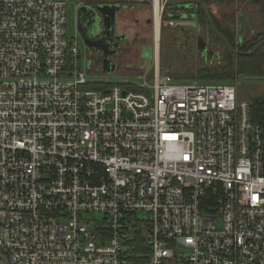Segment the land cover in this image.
<instances>
[{
    "label": "built area",
    "instance_id": "obj_1",
    "mask_svg": "<svg viewBox=\"0 0 264 264\" xmlns=\"http://www.w3.org/2000/svg\"><path fill=\"white\" fill-rule=\"evenodd\" d=\"M65 17L64 0H0V264H127L129 215L147 264H264V126L238 81L154 61L90 89Z\"/></svg>",
    "mask_w": 264,
    "mask_h": 264
},
{
    "label": "rangeland",
    "instance_id": "obj_2",
    "mask_svg": "<svg viewBox=\"0 0 264 264\" xmlns=\"http://www.w3.org/2000/svg\"><path fill=\"white\" fill-rule=\"evenodd\" d=\"M260 1L262 0H216L209 4V9L219 22L226 15L232 17L228 25L234 32L235 40L237 34H240L242 38L256 37L264 33V8L260 5ZM64 2L66 4L65 28L67 36L75 37L81 50L82 41L76 28L77 5L69 0H64ZM153 8L149 2L132 3L127 5L125 12L120 13L117 20L118 30L120 33L128 35L129 45L122 47L124 52L115 58L112 73L107 74L104 73L103 69L95 68L87 70L84 59L81 57L90 86L138 82L140 73L150 68L155 61V52L158 56L160 71H167L177 82L214 83L211 80L203 81L200 79L198 74L200 69L198 68L216 62L214 60L208 61L209 58L207 60L200 58L197 51L192 55L184 53L179 44L173 42V37L178 36V33L172 32L169 26H165V21L161 19L162 8L160 6L158 10L160 13V36L156 43ZM148 20L151 21L150 25L147 24ZM235 80L239 83V99L248 100L254 96L264 95V77H244L238 75L235 70L233 78L228 83L235 82ZM139 216L143 215L139 214ZM93 218H95L94 214H90V219ZM216 227L220 229L219 224Z\"/></svg>",
    "mask_w": 264,
    "mask_h": 264
},
{
    "label": "trees",
    "instance_id": "obj_3",
    "mask_svg": "<svg viewBox=\"0 0 264 264\" xmlns=\"http://www.w3.org/2000/svg\"><path fill=\"white\" fill-rule=\"evenodd\" d=\"M206 5L208 13L211 17L216 30L231 44L235 45V37L232 28L228 25L232 17L226 15L220 20L210 12L209 4L216 0H199ZM260 5L264 8V0L260 1ZM176 7H165L161 19L171 21L176 18L168 17V12L173 11L176 14ZM188 14H193L201 25L209 28L205 15L203 14L199 6H191L187 11ZM210 38L220 43L224 49V55L222 61L217 65L203 66L198 69L199 78L203 81L211 80L214 83H228L233 78L234 71L240 76L244 77H264V46H262L256 53L250 56H238L234 57L224 46V44L215 37L211 30ZM264 40V33L256 37L242 38L241 44L238 46L240 53H247L251 51L258 43ZM201 82V81H200ZM112 84H105L102 86H89L90 89H103L111 86ZM247 101L250 103V115L251 121L255 124L264 126V95L254 96ZM135 215H129L126 217V227L124 229L123 236V257L129 263L133 264H147L149 256L148 239L150 235V229L148 224L137 222Z\"/></svg>",
    "mask_w": 264,
    "mask_h": 264
},
{
    "label": "flooded vegetation",
    "instance_id": "obj_4",
    "mask_svg": "<svg viewBox=\"0 0 264 264\" xmlns=\"http://www.w3.org/2000/svg\"><path fill=\"white\" fill-rule=\"evenodd\" d=\"M69 1L73 3L72 0ZM84 4L96 8L109 7L108 9H104L102 13L97 12L98 16H100L102 20L100 23H98V27H95L94 32L90 33L89 31L86 32L85 29L83 30L84 36L87 39L86 42L83 41L82 35L78 33L81 38L82 47H83V48L81 47L80 56L84 59L85 68L87 70L93 68L102 69V65H103L102 62L104 61L105 54H107L108 61L113 64L115 62V58L119 56L121 52H124L122 47H126L129 45L128 35L124 33H120L118 30L117 20L120 13L125 12L127 9V5H131V4L113 3L110 0H87ZM191 6H198V5H189L188 8L186 9H183L179 6H172L177 8L175 10L176 14H173V11H169L168 17L176 16V18L171 21H167V23L164 22V24L165 26H169L172 32L178 33V36L173 37V42H177L179 44V47L182 50H184V53L192 55L194 52L197 51V54L199 55L200 58L205 60L209 58L210 60L208 61L214 60L216 62L215 64H210V65L207 64V66L217 65L222 61L225 49L220 43L210 38L211 34L209 33V30H211L212 34L215 37L217 36L213 33L209 24H208L209 28H206L203 25H201L199 22H197L193 14H188L187 11ZM113 12H116L114 22L112 23L106 22L103 19V15L106 14L107 16H110L112 15ZM189 16H193L194 18L188 20ZM181 17H186V19L185 20L180 19ZM180 21L195 23V27H191L187 25L186 26L176 25ZM147 24L150 25L151 21L148 20ZM236 38L237 39L235 40L234 46H231V44L227 40L226 41L230 44V46L233 49L238 51V46L242 42V37L240 34H237ZM178 39H181V41H178ZM218 39L223 43V41L220 38ZM106 41H109L107 48L105 45H103V43ZM225 48L227 49L226 46ZM234 57H238V56H234Z\"/></svg>",
    "mask_w": 264,
    "mask_h": 264
},
{
    "label": "water",
    "instance_id": "obj_5",
    "mask_svg": "<svg viewBox=\"0 0 264 264\" xmlns=\"http://www.w3.org/2000/svg\"><path fill=\"white\" fill-rule=\"evenodd\" d=\"M87 0H72L73 3H75L76 6V28H77V32L80 33L82 35V39L84 42H86V38L84 36V32L83 30L85 29L86 32H94L95 27H98V23L101 22L102 18L100 16H98L97 12L102 13V11L104 9H108L109 7H93V6H87L84 3ZM159 5H162L163 8L164 7H168V6H179L183 9L188 8L189 5H198L201 7L207 22L210 26V28L212 29L213 33L220 38L223 43L225 44V46L227 47V49L229 50V52L234 55V56H250L254 53H256L262 46H264V40L261 41L260 43H258L251 51L247 52V53H240L238 51H236L235 49H233L230 44L226 41V39H224L221 34L216 30V28L214 27L211 17L208 13V10L206 8V5L203 4L201 1L199 0H159ZM115 13L113 12L112 15L107 16L106 14L103 15V19L106 22H114L115 19ZM193 16H189L188 20L193 19ZM180 19L185 20L186 17H181ZM110 23V24H111ZM179 26H191V27H195V23L192 22H185V21H180L178 24ZM87 36V34H86ZM108 42L106 41L103 43V45L108 46ZM102 69L104 71V73H112L114 71V65L108 61L107 59V54L104 55V61L102 62Z\"/></svg>",
    "mask_w": 264,
    "mask_h": 264
},
{
    "label": "bare ground",
    "instance_id": "obj_6",
    "mask_svg": "<svg viewBox=\"0 0 264 264\" xmlns=\"http://www.w3.org/2000/svg\"><path fill=\"white\" fill-rule=\"evenodd\" d=\"M159 0H153V9H154V27H155V39H156V43L158 42V39H159V25H160V21H159V19H160V13L158 12V10H159ZM158 45L156 44V47H157ZM154 51H155V49H154ZM155 61H157L158 60V57H157V55H156V53H155Z\"/></svg>",
    "mask_w": 264,
    "mask_h": 264
},
{
    "label": "crops",
    "instance_id": "obj_7",
    "mask_svg": "<svg viewBox=\"0 0 264 264\" xmlns=\"http://www.w3.org/2000/svg\"><path fill=\"white\" fill-rule=\"evenodd\" d=\"M156 53V52H155ZM158 57V56H157Z\"/></svg>",
    "mask_w": 264,
    "mask_h": 264
}]
</instances>
